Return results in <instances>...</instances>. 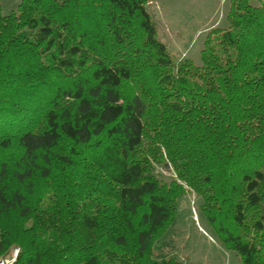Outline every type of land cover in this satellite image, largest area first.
Returning a JSON list of instances; mask_svg holds the SVG:
<instances>
[{"label":"trees","instance_id":"trees-1","mask_svg":"<svg viewBox=\"0 0 264 264\" xmlns=\"http://www.w3.org/2000/svg\"><path fill=\"white\" fill-rule=\"evenodd\" d=\"M251 1L230 0L201 67L172 60L151 0H21L5 17L0 3V257L179 264L153 251L187 192L154 177L168 161L226 247L264 264V6Z\"/></svg>","mask_w":264,"mask_h":264},{"label":"rangeland","instance_id":"rangeland-1","mask_svg":"<svg viewBox=\"0 0 264 264\" xmlns=\"http://www.w3.org/2000/svg\"><path fill=\"white\" fill-rule=\"evenodd\" d=\"M0 3L5 17L17 12L21 0ZM251 4L264 6V0H252ZM229 8L230 0H151L147 6L158 39L172 60L176 64L189 60L196 67L202 65L201 53L210 32L228 29ZM167 164L166 168L164 163L152 162L154 177L166 185L176 180L187 192L178 201L176 225L156 243L155 256L175 259L179 264H242L240 256L226 247L206 221L200 209L202 201L178 179L168 161ZM16 252L19 257V246H13L0 260H9Z\"/></svg>","mask_w":264,"mask_h":264},{"label":"built area","instance_id":"built-area-1","mask_svg":"<svg viewBox=\"0 0 264 264\" xmlns=\"http://www.w3.org/2000/svg\"><path fill=\"white\" fill-rule=\"evenodd\" d=\"M17 257H18V252H16L15 256L12 257L11 259L9 260H0V264H15L16 260H17Z\"/></svg>","mask_w":264,"mask_h":264}]
</instances>
